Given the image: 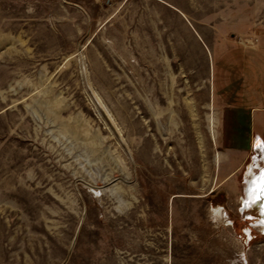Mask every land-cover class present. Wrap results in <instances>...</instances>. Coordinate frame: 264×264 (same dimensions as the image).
<instances>
[{
	"label": "rangeland",
	"instance_id": "rangeland-1",
	"mask_svg": "<svg viewBox=\"0 0 264 264\" xmlns=\"http://www.w3.org/2000/svg\"><path fill=\"white\" fill-rule=\"evenodd\" d=\"M263 69L264 0H0V264H264Z\"/></svg>",
	"mask_w": 264,
	"mask_h": 264
},
{
	"label": "bare ground",
	"instance_id": "bare-ground-1",
	"mask_svg": "<svg viewBox=\"0 0 264 264\" xmlns=\"http://www.w3.org/2000/svg\"><path fill=\"white\" fill-rule=\"evenodd\" d=\"M210 122V131L212 133L213 138L216 137V131L214 128V117L210 116L209 118ZM262 141V140H261ZM258 141V144L261 143L262 150L263 142ZM216 157V160H218L219 154ZM248 179L247 183L245 185V194L244 196V205L248 208H258L259 212L261 213V226L264 227V195H262V191H264V174L262 175V178L260 179V175L258 171H255L253 167H250L248 171ZM221 207H217L216 210H219ZM259 224V225H260ZM258 225V224H257Z\"/></svg>",
	"mask_w": 264,
	"mask_h": 264
},
{
	"label": "crops",
	"instance_id": "crops-1",
	"mask_svg": "<svg viewBox=\"0 0 264 264\" xmlns=\"http://www.w3.org/2000/svg\"><path fill=\"white\" fill-rule=\"evenodd\" d=\"M257 56V55H255ZM259 56V55H258ZM260 59V57H259ZM264 69L260 71V74H263ZM258 73V72H257ZM255 82H250L248 85H252ZM262 80H259V85L262 84ZM263 85V84H262ZM255 86H252L247 90V93L245 94V103L248 104V106H243L244 109H248L250 113V119H251V126L254 131V136L260 134L264 138V102H261L263 100L260 95H262L263 90L257 89V91L254 90ZM248 95V96H247ZM262 141L264 139L259 138Z\"/></svg>",
	"mask_w": 264,
	"mask_h": 264
},
{
	"label": "snow or ice",
	"instance_id": "snow-or-ice-1",
	"mask_svg": "<svg viewBox=\"0 0 264 264\" xmlns=\"http://www.w3.org/2000/svg\"><path fill=\"white\" fill-rule=\"evenodd\" d=\"M262 195H264V191H262V193H261Z\"/></svg>",
	"mask_w": 264,
	"mask_h": 264
},
{
	"label": "water",
	"instance_id": "water-1",
	"mask_svg": "<svg viewBox=\"0 0 264 264\" xmlns=\"http://www.w3.org/2000/svg\"><path fill=\"white\" fill-rule=\"evenodd\" d=\"M263 169H261L260 171H262Z\"/></svg>",
	"mask_w": 264,
	"mask_h": 264
}]
</instances>
